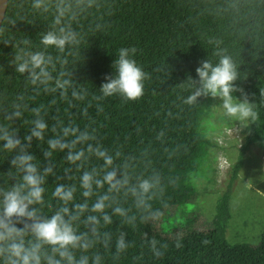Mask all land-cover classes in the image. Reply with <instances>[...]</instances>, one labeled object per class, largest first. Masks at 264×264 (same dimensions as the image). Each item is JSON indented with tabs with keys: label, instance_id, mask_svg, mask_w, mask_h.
<instances>
[{
	"label": "trees",
	"instance_id": "1",
	"mask_svg": "<svg viewBox=\"0 0 264 264\" xmlns=\"http://www.w3.org/2000/svg\"><path fill=\"white\" fill-rule=\"evenodd\" d=\"M47 2V0H46ZM73 6V17L62 23L71 24L78 33L80 43L66 47L64 53L56 49L46 50L53 56L56 69L72 73L73 80L88 90L85 101L76 102L69 108L55 94L57 103L51 104L53 94L44 93L42 87L34 88L24 76L17 74L9 62L16 51L11 44H19L27 38L30 50H44L40 44L41 35L53 29L54 8L44 12L32 7L33 0H10L8 11L0 33V105L7 107L17 96L29 108L43 105L46 122L51 127L56 118L65 122L72 120L96 129L98 140L110 151H120L118 164L125 159L131 166L127 169L135 183L137 177H150L159 173L167 185L175 177V186H169L165 195L170 209L194 203L200 192L194 184L207 163L213 142L206 135L203 123L215 107V99L200 97L194 105L183 100L193 91L191 80H198L196 69L201 61L218 63L219 54L232 57L238 72L234 86L247 94L250 103L255 104L258 119L245 128L244 143L239 149L238 160L233 165L227 189L220 196L212 228L192 230L188 226L173 234H164L161 223L139 222L141 213L134 207L133 199L121 193L117 196L120 206L128 208L130 215L137 216L135 226L113 217V223L106 230L112 233L113 241L108 249L98 246L94 249L103 257L104 264H264V233L257 246L242 243L231 245L227 232L231 214L233 189L245 165V157L252 146H258L264 154V0H68ZM91 5V6H89ZM15 23H9L8 21ZM10 41L5 44L3 41ZM20 47H26L20 45ZM135 48L133 57L142 69L150 74L145 81L144 95L137 101L123 102L119 97L94 100L104 77L115 76L112 67L118 49ZM66 59L67 64L58 62ZM51 70V69H50ZM234 97L242 98L240 91ZM88 107V118L81 109ZM103 106L97 113L96 105ZM31 113L25 112V120ZM21 138L28 125L17 121L14 125ZM160 132L164 135L157 139ZM53 134H46L50 138ZM33 141L31 151L45 163L43 151L47 148ZM66 153L55 154V176L47 179L46 200H51L50 191L57 182L76 183L80 173L64 161ZM11 156H0V173H7ZM102 161L92 158L86 167H99ZM72 167L71 181L64 180L63 169ZM4 184L0 178V185ZM106 191V188L99 190ZM83 197L77 193V201ZM153 208L160 202L153 201ZM109 214L111 210L109 209ZM21 225H18L20 227ZM125 232L126 242L132 247L119 260L112 259L115 251V237ZM156 238L167 243L165 255L154 258L148 241ZM179 239L180 248L175 247Z\"/></svg>",
	"mask_w": 264,
	"mask_h": 264
},
{
	"label": "clouds",
	"instance_id": "2",
	"mask_svg": "<svg viewBox=\"0 0 264 264\" xmlns=\"http://www.w3.org/2000/svg\"><path fill=\"white\" fill-rule=\"evenodd\" d=\"M49 5L54 8L55 15L53 29L40 38L44 50H30L31 41L25 38L19 44H11L16 51L9 64L17 74L25 77L28 84L34 88L42 87L44 93L53 94L51 104L57 103L55 94H58L61 101L74 108V101L86 100L88 90L73 80L71 72L62 70L54 76L56 63L53 56L46 54L50 48L64 53L66 47L80 43L78 33L71 24L62 23L65 18L73 17V6L68 0H33L32 3L34 9L44 12L49 11ZM8 22L15 23L11 20ZM2 32L3 28H0ZM3 42L6 45L11 43L7 40ZM135 53L134 47L118 49L112 65L116 75L104 77L105 82L99 88V95L93 96L94 100L119 97L127 103L135 102L144 95L145 81L150 79V74L137 64L133 58ZM218 55L220 58L216 64L200 62L196 69L198 80L190 79L193 91L183 103L191 106L200 97L218 98L224 117L246 127L258 119L256 106L249 102L242 89L234 86L238 72L232 57ZM57 60L62 65L68 62L66 59ZM237 91L241 92V99L234 97ZM23 99L17 96L7 107L0 105V156H11L9 170L6 174L0 173V178L4 180V184L0 185V264H104L103 257L94 249L98 246L108 249L113 235L102 229L113 223V217L132 226L137 223V216L130 215V210L117 202L116 198L121 193L133 199L134 207L141 213L140 223L161 222L163 210L167 207L164 199L166 191L169 186H175V177L169 178L167 185H164L160 174L154 172L147 178L137 177L133 183L127 171L131 166L130 161L125 159L118 164L121 152L110 151L100 143L94 127L86 124L82 130L78 122H65L60 118H56L50 127L42 114L44 106L29 108ZM91 106L89 103L81 109L84 118H88V107ZM103 110L102 105H96L97 113ZM26 111L31 113L32 118L25 120ZM17 121H24L28 125L23 138L14 127ZM49 131L53 135L46 140ZM163 135L160 132L157 139ZM34 140L41 145L46 140L43 157L47 163L43 167L31 151ZM57 153H66L63 158L65 163L74 166L80 175L76 183L57 182L54 185L50 191L51 200L56 202L53 205L46 200L49 191L47 179L50 176H55L58 181L60 179L54 172ZM92 158L102 161V164L99 167H86ZM72 171V167L63 169L64 180L73 179L70 175ZM105 188L106 191H99ZM78 192L83 197L82 202L77 201ZM153 201H159L160 207L153 208ZM126 235L120 232L115 237L114 261L132 247L131 243L126 242ZM148 245L156 259L162 258L168 248L167 243H161L156 238L150 239ZM181 246L177 239L175 247Z\"/></svg>",
	"mask_w": 264,
	"mask_h": 264
},
{
	"label": "rangeland",
	"instance_id": "3",
	"mask_svg": "<svg viewBox=\"0 0 264 264\" xmlns=\"http://www.w3.org/2000/svg\"><path fill=\"white\" fill-rule=\"evenodd\" d=\"M203 128L214 147L194 180L200 196L194 203L169 210L161 223L164 234H173L188 226L192 230L212 228L217 202L230 182L232 167L244 143L246 127L224 117L221 101L217 98ZM261 192H264V154L258 146H252L233 189L232 219L227 232L231 245L260 244L264 233V194Z\"/></svg>",
	"mask_w": 264,
	"mask_h": 264
},
{
	"label": "water",
	"instance_id": "4",
	"mask_svg": "<svg viewBox=\"0 0 264 264\" xmlns=\"http://www.w3.org/2000/svg\"><path fill=\"white\" fill-rule=\"evenodd\" d=\"M10 0H0V28L3 26Z\"/></svg>",
	"mask_w": 264,
	"mask_h": 264
}]
</instances>
